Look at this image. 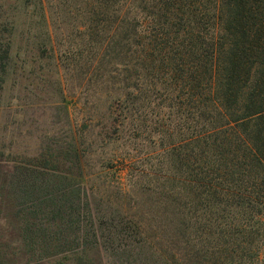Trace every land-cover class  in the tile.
<instances>
[{
	"label": "trees",
	"instance_id": "obj_1",
	"mask_svg": "<svg viewBox=\"0 0 264 264\" xmlns=\"http://www.w3.org/2000/svg\"><path fill=\"white\" fill-rule=\"evenodd\" d=\"M89 4L91 79L121 85L134 137L156 133L165 156L138 170L151 176L153 211L96 212L75 146L10 160L0 198L13 208L20 252L40 262L79 251L86 264L90 237L118 264H264V0ZM7 31L0 22V90ZM8 254L0 249V264H13Z\"/></svg>",
	"mask_w": 264,
	"mask_h": 264
},
{
	"label": "rangeland",
	"instance_id": "obj_2",
	"mask_svg": "<svg viewBox=\"0 0 264 264\" xmlns=\"http://www.w3.org/2000/svg\"><path fill=\"white\" fill-rule=\"evenodd\" d=\"M89 3L0 0V22L9 28L12 51L0 90V173L10 160L31 161L48 151L55 154L66 151L67 145L75 146L81 154L83 188L93 209L116 215L122 209L130 213L143 209L149 211L144 213L147 218L153 211L151 176L138 170L157 168V161L165 156L156 133L145 130L134 137L132 122L122 117L121 85L91 79L88 55L94 49L86 34ZM96 51L103 53L102 48ZM79 52L83 63L76 64ZM58 164L72 174L80 172L68 160ZM13 213L10 202L0 198V249L10 253L13 264H81L79 251L28 261L20 252L23 245ZM73 244L67 241L62 246L77 247ZM91 244L89 237L83 246L89 247L82 255L86 264H118L107 251L98 252Z\"/></svg>",
	"mask_w": 264,
	"mask_h": 264
}]
</instances>
